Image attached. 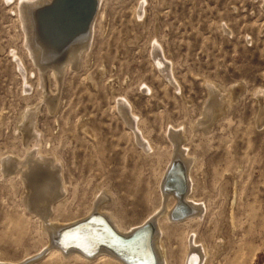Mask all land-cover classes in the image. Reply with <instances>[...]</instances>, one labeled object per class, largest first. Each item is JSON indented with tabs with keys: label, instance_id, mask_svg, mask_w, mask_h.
I'll use <instances>...</instances> for the list:
<instances>
[{
	"label": "rangeland",
	"instance_id": "1",
	"mask_svg": "<svg viewBox=\"0 0 264 264\" xmlns=\"http://www.w3.org/2000/svg\"><path fill=\"white\" fill-rule=\"evenodd\" d=\"M31 1L0 0V263L114 264L49 250L30 209L38 187L61 194L51 223L94 208L99 195L121 225L138 223L160 205L174 150L168 126L183 125L202 212L168 225L170 264H184L192 233L207 251L200 264H264V0H100L90 50L57 75L47 62L38 69L24 45L19 7ZM155 40L182 94L156 69ZM206 80L239 90L211 127L192 130ZM121 97L152 149L137 143ZM39 102L34 130L21 131L24 110ZM48 199L40 195L41 204Z\"/></svg>",
	"mask_w": 264,
	"mask_h": 264
},
{
	"label": "bare ground",
	"instance_id": "2",
	"mask_svg": "<svg viewBox=\"0 0 264 264\" xmlns=\"http://www.w3.org/2000/svg\"><path fill=\"white\" fill-rule=\"evenodd\" d=\"M95 1L97 2L95 13L91 18L89 25L86 23V21L88 22L92 13L91 9L94 5V0H34L28 3L24 2L19 7V12L23 18L22 27L24 30V45L32 61L39 67L38 69H40V66H46L47 62V64L50 65L51 69H53L54 73L57 75V73L63 69H69L73 67L74 62H76L83 54L90 50L92 43L91 38L93 37L92 33L94 32L92 31L93 23L98 14H100V0ZM154 42V46H156V48L153 47L152 52L154 54V60L157 62L155 64L156 69L160 71L162 70L163 77L167 79L169 84L172 85L175 90L179 89L180 94H182L181 85L176 79L173 70L170 69L168 61L164 55L163 57H160L162 56L160 55V52L162 53L160 44L157 40ZM64 55L66 56V59L61 61ZM19 58L18 66L20 68V65L23 66V64ZM20 70L22 71L23 69L20 68ZM204 85L208 91L209 97L204 103L199 118L195 121V123L190 125L192 130L199 128L206 131L210 126V120L212 119V116H215V114H218V112L222 113L223 110L226 111L227 107L233 101L234 93L236 90H239V86L237 85H233L228 89H221L215 83L210 82V80L204 81ZM259 93H261V91L256 92V94L260 95L259 98L261 99V94ZM39 104L41 103L39 102L35 104V106L26 108V110H24L25 112H23V118L21 117L22 122L18 125V128L21 129V131H23L26 125H30V130H34L35 117L37 114V108H39ZM118 107L121 115L126 119L127 124L131 126L132 130L134 131L133 133L135 135L136 141L142 147V150L146 152L148 150L147 147L152 149L151 143L144 136L142 130L140 129L137 121V115L133 112L132 106L127 101V99L121 97L118 100ZM29 114H32V117L27 121L26 119ZM31 120L32 123L30 122ZM182 126H168L167 136L171 141L174 150L173 155L160 178V205L138 223H131L126 227L121 225L119 222L120 219L118 220L114 214L106 211V208L108 207L107 205L111 202L105 204L108 202V200L105 199L106 197L104 198L101 195H99L96 200L94 199V208L90 207L83 213L74 215L72 217L70 216V218L64 219L58 223H54L55 221L51 223L49 219L52 211L54 210L52 204L61 194L57 193L58 189H55L56 191L54 189H42L40 191V187H38V198L33 203V205L30 206V209H33L32 212L35 214H37L36 211L38 212V217L43 223L44 229H46L48 233L49 243L47 247L49 250L53 253H58L61 256L71 255L83 261H89L97 258L105 259L106 261L111 263L113 262L114 264H126L119 256L116 255L119 254L121 257L136 264H170V250L165 245V241L168 236V225L184 222L187 220L191 221L193 219H198V217H201L200 213L202 212V203H200V200L195 199L193 196L195 191V182L192 175L194 161L191 158V155L188 153L187 147L182 142V137H184V129ZM34 151L38 156H40L38 149ZM56 163L58 162L54 160V164ZM173 163L178 164V167H175L174 170H171V172L168 174L167 169ZM41 164L43 163H40V161L37 162L39 168ZM29 165L26 171L29 170ZM181 173L184 174L181 175ZM166 174L169 183L165 186L164 179ZM26 176L27 174L25 177ZM38 176L39 175L37 174L34 175V177ZM50 179L51 177L48 175L47 180ZM183 181L186 182L187 191L184 196H181V186L183 185ZM43 184L44 183H42V185ZM55 185V188L60 187L59 183ZM62 188L63 187H60L59 189L62 190ZM40 195L49 196V199L45 204L40 203ZM33 197L34 196H32V198ZM112 199L113 197H111V200ZM169 199L172 200L171 204L168 202L170 201ZM178 201L179 205L173 212V217H171V212ZM188 204H190L189 209ZM41 208L44 209V212L39 213ZM92 212L100 214L105 218H109L117 230L125 234L129 233L130 230L142 227L146 223H149L150 227L145 230H140L130 239H118L109 235L107 227L101 217L93 216L87 223L60 233L61 230L70 224L84 219ZM189 213H191L189 216L183 217L185 214ZM106 222L109 224L107 219ZM191 235V237L190 235L187 237L188 251L184 259V264H200L202 259H204L202 257H207V251L202 245H199L196 242L194 237L195 234L192 233ZM101 239L111 248V250L107 248H101L97 253L94 254V252L98 249V241ZM114 252L116 254H114ZM39 253L40 251L28 258L33 257L30 260L36 259L38 258L36 255ZM23 261L24 260L20 261L18 264H21ZM4 264L11 263L5 262Z\"/></svg>",
	"mask_w": 264,
	"mask_h": 264
},
{
	"label": "water",
	"instance_id": "3",
	"mask_svg": "<svg viewBox=\"0 0 264 264\" xmlns=\"http://www.w3.org/2000/svg\"><path fill=\"white\" fill-rule=\"evenodd\" d=\"M73 1H78V0H73ZM96 3H97V2L94 0V5H93V7H92V9H91V12H92V13H91V15H90V18H89L88 22L86 21V23H87L88 25L90 24V22H91V18L93 17V15H94V13H95ZM177 165H178V164L173 163V164L167 169V173L169 174V173L171 172V170H174L175 167H178ZM182 172H183V170H182ZM183 174H184V173H181V175H183ZM184 180H185V179H184ZM168 183H169V182H168L167 174H166V175H165V179H164V184H165V186H166ZM171 191H173V190H171ZM186 191H187L186 182L183 181V185L181 186V192H182L181 196H184V194L186 193ZM178 205H179V201L177 202L176 206L173 208V210H172V212H171V217H173V212L175 211V209H176V207H177ZM188 206H189V207H188V209H189V208H190V204H188ZM92 214H93V216L101 217V219H103V221H104V223H105V225H106V227H107V231H108L109 235H110L111 237H116V238H118V239H130V238H132L133 236H135L140 230H145V229H147L148 227H150V226H149V223H146V224L143 225L142 227H140V228H136V229H133V230H130L129 233L125 234V233H122V232L118 231L117 228L114 226V224L111 222V220H110L109 218H105V217H103L102 215H100V214H96V213H93V212H92ZM190 214H191V213H189V214H185L183 217L189 216ZM91 218H92V217H91ZM91 218H90V219H91ZM90 219H89V220H90ZM106 219H107V221L109 222V224L106 222ZM89 220H88V221H89ZM88 221L85 220V219H84V221H83V220H79V221L77 222L78 225H73V226L66 227V228H64L63 230H61L60 233L66 231V230L73 229V228H75V227H77V226H79V225H82V224H84V223H87ZM152 232H153V230H152ZM60 233H59V234H60ZM70 247H76V246H70ZM101 248H107V249L111 250V248H110L107 244H105L104 241H102V239H101L100 241H98V249L94 252V254L97 253ZM114 254H116V253L114 252ZM116 255L119 256V257H120V258H121L126 264H136V263H133L132 261H128L127 259L121 257L119 254H116Z\"/></svg>",
	"mask_w": 264,
	"mask_h": 264
}]
</instances>
